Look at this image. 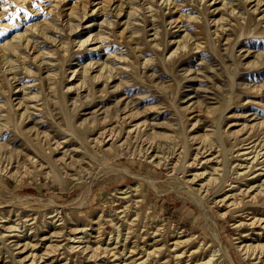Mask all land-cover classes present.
Segmentation results:
<instances>
[{"label":"rangeland","instance_id":"374dc122","mask_svg":"<svg viewBox=\"0 0 264 264\" xmlns=\"http://www.w3.org/2000/svg\"><path fill=\"white\" fill-rule=\"evenodd\" d=\"M0 264H264V0H0Z\"/></svg>","mask_w":264,"mask_h":264},{"label":"bare ground","instance_id":"6f19581e","mask_svg":"<svg viewBox=\"0 0 264 264\" xmlns=\"http://www.w3.org/2000/svg\"><path fill=\"white\" fill-rule=\"evenodd\" d=\"M126 2V3H125ZM135 2V0H117V7L119 8V7H122L123 6V4H126V6H130L131 4H133ZM128 4V5H127ZM106 9V8H105ZM49 23V22H48ZM55 23V22H54ZM53 23V24H54ZM66 26L68 25V26H70L71 25V21H70V19H65V23H64ZM51 25V24H50ZM55 25V24H54ZM54 27L55 26H51V27H44V29H42L44 32H42V31H39V32H37V34H30L29 36H27V37H17L16 39H14V40H12V41H8L7 43H3L2 44V47H1V56H2V58H3V60H9V59H11V58H14L15 57V55H19L20 54V52H22V51H24L25 50V48H29V49H34L37 45H39V39L41 38V37H43L44 38V35L46 34V33H48L49 32V34L50 33H54ZM60 28V27H59ZM56 30H57V27H56ZM69 30V29H68ZM39 37V39H37V37ZM51 36V35H50ZM133 36V35H132ZM129 37V36H128ZM45 38L47 39V37L45 36ZM133 38V37H132ZM45 67V66H44ZM43 67V68H44ZM49 68V67H48ZM44 69H46L47 70V67H45ZM45 70V71H46ZM108 80V79H107ZM58 87V86H57ZM57 91V90H56ZM56 93V92H55ZM58 102H60L59 101V99H58ZM61 103V102H60ZM59 104V103H58ZM60 106V105H59ZM62 107H60V109H61ZM8 109V108H7ZM9 110H11L10 108H9ZM8 111V110H7ZM10 112H12V111H10ZM13 113V112H12ZM11 113V114H12ZM9 114V113H8ZM7 115V114H6ZM12 116V115H11ZM63 117V116H62ZM9 122H10V118L8 117V119H7ZM13 121H14V119L12 120V123H13ZM66 122H67V127H68V130H67V132L69 131V132H71L72 130H71V128H70V119H68L67 118V116H66ZM7 125V124H6ZM16 124H14L13 126H15ZM18 127V126H17Z\"/></svg>","mask_w":264,"mask_h":264}]
</instances>
